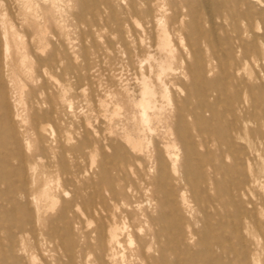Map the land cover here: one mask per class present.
<instances>
[{"label": "rangeland", "instance_id": "obj_1", "mask_svg": "<svg viewBox=\"0 0 264 264\" xmlns=\"http://www.w3.org/2000/svg\"><path fill=\"white\" fill-rule=\"evenodd\" d=\"M132 1L0 0V77L13 113L23 118L11 124V133L0 130V155L3 151L7 154L0 159V177L6 181L0 182V264H147L139 249L148 244L152 256L147 262L158 263L152 260L158 256L153 222L160 214V187L170 192L161 207L162 219L184 229L177 253L168 251L165 262L204 263L206 257L188 238V230L201 228L204 184L214 174L210 164L216 162L221 151L229 152L227 148L219 151L210 147L226 125L207 121L210 112L206 95L216 81L227 89V94H222L223 103L226 96L239 91L237 97L242 101L236 115L239 120L247 119L248 124L245 129L241 127L243 139L236 140L237 148L231 151L236 159L225 160L228 173L220 181L236 178V170H247L248 164L255 172L262 162L264 95L260 109L253 110L245 85H264V48L242 60L241 49L232 44L236 35L233 31L219 30L209 36L200 52L182 50L178 39L172 38L175 54L185 55L184 62L174 63L172 75L179 79L168 84L166 98L157 94L159 110L155 114L149 111L150 119L144 125L138 106L141 86L143 80L156 81L159 56L156 33L148 29L142 8ZM255 7L264 9V5ZM262 13L264 10L255 15L260 16V22ZM202 28L209 31L208 25ZM192 64H198L204 76L194 84L191 77L184 76L187 65ZM49 105L54 113L37 115L36 122L46 125V131L37 134L29 123L31 115ZM196 110L207 118L201 124L194 122ZM217 111L224 114L223 106ZM125 137L140 141L142 153L132 151ZM6 142L13 150L5 149ZM166 144L173 146L178 157L177 172L163 173L158 185L154 177L159 167L165 163L170 171L169 162L162 159ZM20 156L25 160L24 167L20 166ZM33 172L45 174L54 202L31 190L26 193L23 176ZM37 184V189H42L43 179ZM253 189L264 191L256 184ZM180 190L188 198L186 205L179 202ZM33 196L37 197V211L30 203ZM90 201L113 212L117 225L127 226L129 237L122 236L120 244L111 250L95 239L92 229L98 219L80 213ZM214 211L219 207L209 213ZM128 219L137 220L142 230L134 232ZM213 232L220 239L227 235L217 221ZM261 243L264 247L263 240ZM230 251L232 259L241 257L236 241ZM260 264H264V253Z\"/></svg>", "mask_w": 264, "mask_h": 264}, {"label": "bare ground", "instance_id": "obj_2", "mask_svg": "<svg viewBox=\"0 0 264 264\" xmlns=\"http://www.w3.org/2000/svg\"><path fill=\"white\" fill-rule=\"evenodd\" d=\"M251 2L256 3L251 4ZM132 4L135 7L142 8L148 29L156 33L157 45L155 50L159 56L157 58L155 70L156 81L143 80L141 86L138 106L142 111V114L140 113L142 116L140 121L144 125L148 119H150L148 117L149 111L155 114L156 111L159 110L156 107L157 94H160L161 98H166L169 95V93L166 94L168 92V84H172V81L176 78L179 79V77H174L172 75V71L176 69L174 65L176 61L184 62L185 55L182 52H180L179 56L175 54L172 38L178 39L179 43L182 45V50L189 48L191 52H200L202 44L205 41L209 42V36H214L219 30H225V32L233 31L236 32V35L232 37V44L236 43V47L241 49L240 58L242 60L250 57L259 50L260 47L264 48V15L261 22L259 21L260 16H255L260 10H264L262 8L260 9V7H255V4L264 5V0H133ZM204 25L209 26V31H207V33L202 28ZM253 27H256V30ZM187 29H189L188 33ZM245 36L251 39L244 40ZM213 44L215 45V41ZM5 46H7V44ZM255 62L259 64L257 60H255ZM186 68L187 72L184 76L186 77L188 75L189 78L191 77L190 83L194 84L197 79L204 77L200 72V66L198 64L187 65ZM261 70H263V67H261ZM149 72H153L151 66L149 67ZM254 74L255 77L258 76V73L255 72ZM211 86L212 89L209 91L208 95H206L209 101L207 102L209 104L210 116L207 119L199 111H193L194 122L201 124L206 119L210 122H225L226 125L221 129L217 138L211 141L210 147L213 146L215 150L219 151L221 148H227L229 152L228 154H221V151L219 157L216 158V162L210 164V166L214 168V174L209 177L208 181L204 184L203 193H205V198L201 207L203 213L201 228L199 230L189 229L188 238L192 241L194 240V243L198 246V252L206 257V261L202 264H225L227 260L229 264H260V256L264 253V247L261 243V240L264 242V191L257 193L253 189V186L256 184L260 186L261 189H264V158L255 172L252 171L251 166L248 164L247 170L244 169V171H242L239 169L238 172L236 170V174H234L236 178L220 181L219 178L228 173V166L224 164L225 160L233 157L231 151L233 147L237 148L236 140L243 139L241 127L245 129L248 124H246L247 119L239 120L236 115L237 105L242 101L237 97L239 91L235 90L232 95L226 96L223 103L221 100L222 94H225L227 91L225 84L221 81H216L211 84ZM245 88L250 97H252L251 106L253 110L260 109L262 105V96L264 95V85L246 84ZM219 106H223L224 114H220L217 111ZM53 113L54 108L51 105L39 111H34L29 123L35 133H44L46 131L45 124L36 122L37 115L43 114L45 116H51ZM226 115L231 116V118L227 119V117H225ZM15 120L16 122H22L23 118L18 112L13 113L8 95L5 92V86L0 77V130L6 134L11 133V124L15 122ZM146 128L149 129V127ZM172 136L174 135L172 134ZM0 138H2L1 135ZM207 138L209 139L210 136L208 135ZM129 139L130 138L127 137L123 139L125 144L129 145L132 151L142 153L143 149L141 142H132ZM249 143L250 142H248L246 146H248ZM5 146V149L8 148L13 150L9 142H6ZM172 149L173 146L167 144L162 147L165 156H162V159L163 162L164 159L169 162L170 171L167 170L165 163L161 168L159 167L158 175L154 177L155 184L161 185L163 173L168 172L170 174H175L177 172V166L175 165L178 157L176 158ZM145 156H148L147 153ZM5 158H7V154L3 151V154L0 155V159ZM238 158L240 159V157ZM233 159L235 160L236 158L233 157ZM19 163L20 166L24 167L25 160L22 156L19 158ZM31 169L35 170V167L33 166ZM149 169L147 168L146 171L148 172ZM40 179H43L44 184L42 189H37V183H39ZM0 182L6 183L3 177H0ZM49 183V180L43 173L36 174L33 172L29 176H23V184L26 193L31 190L34 194H39L40 197L52 203L54 199L51 196L52 193L50 194L51 185ZM176 184L178 187H181L182 190L184 189V186L180 185L178 182H176ZM182 190H180L181 193L178 194L179 202L186 205L188 203V198L186 199L185 193L184 191L182 192ZM158 194V200L160 198V214L153 222V227L156 229V232L153 233V242L157 244V249H155V251L158 252V256L153 258L152 261H158V263L154 264H167L164 256L168 251L177 253V246L182 242L184 229L178 227L177 224L168 223L162 219L163 209H161V207H163L170 198V192L166 188L160 187ZM30 203L34 204V210L37 211L38 205L36 196L32 197ZM216 206L219 207V211H214V213L210 214L209 210ZM66 209L68 210L69 208ZM81 211L80 213H83L88 218L96 217L98 219V225L95 226L92 231L95 233V239L109 250L120 244L122 236L129 237L127 226L124 223H122L121 226L117 225L113 212L109 213L103 208L96 206V204L91 201L84 204ZM216 221L218 224L224 226L227 232V235L222 239L214 235L213 229ZM128 224L136 233L142 230L140 224L135 219H128ZM1 236L2 231L0 230V239ZM233 241L237 242L241 255L240 258H231L230 248ZM171 243H173L174 246H171ZM1 244L2 242H0V245ZM151 248V244H148L141 246L139 249L140 256L144 263L152 264L150 261L147 262L148 258L152 256ZM194 264H196V262H194Z\"/></svg>", "mask_w": 264, "mask_h": 264}]
</instances>
